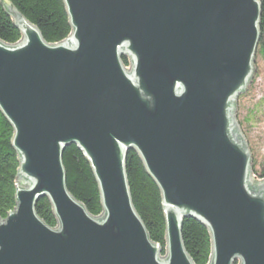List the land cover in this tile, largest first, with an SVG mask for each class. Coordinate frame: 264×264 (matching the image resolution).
Segmentation results:
<instances>
[{"label":"water","instance_id":"1","mask_svg":"<svg viewBox=\"0 0 264 264\" xmlns=\"http://www.w3.org/2000/svg\"><path fill=\"white\" fill-rule=\"evenodd\" d=\"M64 1L73 31L51 44L2 0L23 36L0 39V110L20 162L0 264H195L186 217L209 228L210 264H264V178L236 117L255 72L261 1ZM72 144L97 179L100 216L68 189ZM130 150L162 192L165 257L133 202ZM45 197L57 227L37 213Z\"/></svg>","mask_w":264,"mask_h":264},{"label":"trees","instance_id":"2","mask_svg":"<svg viewBox=\"0 0 264 264\" xmlns=\"http://www.w3.org/2000/svg\"><path fill=\"white\" fill-rule=\"evenodd\" d=\"M6 1L37 26L45 40L51 44L66 40L73 31L64 0ZM260 1L262 4L261 38L256 56L264 60V0ZM22 36L13 16L0 0V39L7 44H17ZM123 61L129 65L130 59L124 56ZM13 135V126L0 110V220L6 219L18 205L16 194L20 162L18 151L13 146ZM249 140L251 141L250 136ZM252 151L253 173L256 177L263 179L264 160L260 161L257 158L254 145ZM63 163L67 172L69 191L87 207L92 215H102L103 206L97 179L90 162L77 144L66 148ZM127 174L136 210L146 225L150 237L162 247V252L166 253L167 224L162 192L135 150H130L128 153ZM37 213L51 227L58 226L57 217L47 197L38 202ZM182 236L185 248L195 264H210L213 256V242L209 228L195 217H186Z\"/></svg>","mask_w":264,"mask_h":264},{"label":"rangeland","instance_id":"3","mask_svg":"<svg viewBox=\"0 0 264 264\" xmlns=\"http://www.w3.org/2000/svg\"><path fill=\"white\" fill-rule=\"evenodd\" d=\"M254 66H255V72L253 74L249 86L247 87L245 92L240 94L237 98L236 117L240 125L241 132L244 134V137L248 142L249 147L251 148L250 151L252 153V159L254 158L252 151V147L254 145L258 155L257 158L260 161H263L264 160V107H263L264 60L256 56ZM251 89L254 90L252 91ZM249 136L252 142L249 140ZM166 255L167 252L161 253L162 257H165Z\"/></svg>","mask_w":264,"mask_h":264}]
</instances>
